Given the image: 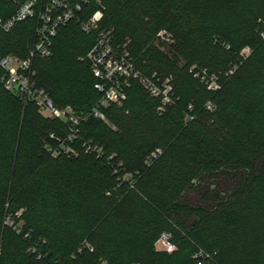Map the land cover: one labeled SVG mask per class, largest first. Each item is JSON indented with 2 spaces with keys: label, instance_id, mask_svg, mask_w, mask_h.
<instances>
[{
  "label": "trees",
  "instance_id": "1",
  "mask_svg": "<svg viewBox=\"0 0 264 264\" xmlns=\"http://www.w3.org/2000/svg\"><path fill=\"white\" fill-rule=\"evenodd\" d=\"M25 1L0 0V17L11 18ZM68 1L81 3L82 20L101 8L100 27L128 45L145 73L171 76L179 100L160 111L159 99L133 82L122 105L105 109L114 128L96 118V79L78 60L96 35L77 19L64 26L52 54L33 62L37 85L57 106L88 114L82 138H89L85 130L98 135L88 142L102 144L104 156L85 150L53 158L47 147L58 140L51 134L63 137L65 125L11 92L9 116L0 122V264H197L198 248L217 252L213 264H264V0ZM117 3L131 15L120 14ZM36 27L32 17L10 32L0 28V57L26 58ZM162 29L171 41L158 37ZM203 69L217 77L218 89L195 76ZM189 105L195 118L186 122ZM26 133L39 146L23 169ZM156 149L161 154L148 163ZM83 156L90 160L85 176L77 170ZM50 161L76 169L40 188L39 172ZM192 191L199 202L189 199ZM21 209L24 225L14 234L8 220L16 224ZM162 232L175 251L156 249Z\"/></svg>",
  "mask_w": 264,
  "mask_h": 264
},
{
  "label": "built area",
  "instance_id": "2",
  "mask_svg": "<svg viewBox=\"0 0 264 264\" xmlns=\"http://www.w3.org/2000/svg\"><path fill=\"white\" fill-rule=\"evenodd\" d=\"M80 10L81 3L72 5L68 0H26L19 5L11 18L3 20L0 17V28L5 32H10L20 21L32 17L37 19L36 41L29 50L28 56L26 58L17 55L0 57V69L3 72L1 82L18 98L37 107L41 114L57 119L65 125L67 131L63 137L51 134V137L58 140L57 147H47L53 158L73 155L77 144H82L87 152L94 153L98 157L104 156L103 148L82 138V126L87 121L88 114L79 113L71 105L57 106L50 94L44 88L39 87L36 81L37 72L33 66L34 60L46 58L52 54L55 37L71 20L77 19L83 32L96 35L94 45L82 58L89 63L96 79L94 88L100 93L98 102L91 110L93 116L106 121L105 109L111 105H122L128 97L133 82L139 83L152 97L159 99L160 111L176 105L179 100L171 76L160 75L156 72L145 73L137 65L128 45H117L112 30L100 27L103 17L101 8L86 20L77 16ZM158 37L171 41L172 34L162 29L158 32ZM194 69L196 66L192 67V70ZM195 76L200 77L210 90L220 87L217 77L205 69L195 70ZM213 107V103H207L208 109H213ZM192 110V105H189L184 117L186 122L195 118L191 113ZM161 152V149H156L148 159V163L156 159ZM113 157L115 154H112L109 159ZM117 165H122V162L114 164V173L118 172ZM157 243L162 244L161 250L167 252L177 249L168 232H162ZM89 247L93 250L91 246ZM216 254L215 251L209 252L198 248L193 257L197 264H213Z\"/></svg>",
  "mask_w": 264,
  "mask_h": 264
},
{
  "label": "rangeland",
  "instance_id": "3",
  "mask_svg": "<svg viewBox=\"0 0 264 264\" xmlns=\"http://www.w3.org/2000/svg\"><path fill=\"white\" fill-rule=\"evenodd\" d=\"M117 5H118V9L120 10V14L122 13V15H125V16L131 15V14H129L131 12L127 8V6L123 5L122 3H117ZM249 51H250L249 48H247V49H245L244 52L249 53ZM9 55H15V54H9ZM82 58L83 57L81 55V56L78 57V60L82 61ZM195 65L196 64H194V66ZM9 95H12V93L5 86L2 87V85L0 84V122L6 121L7 117L9 116V111L8 110L11 109L12 103H13V100L11 99V97ZM62 107H65V106H62ZM41 115L46 117L43 114H41ZM46 118H48V117H46ZM105 122H107V121H105ZM108 125L110 127L114 128V126H112L111 124L108 123ZM5 132H10L9 125L5 127ZM85 135L87 137H89V138L85 139L86 141H93V138H95V136H98V135H96L95 133H93L92 131H89V130H85ZM94 143L99 145V147L103 148L102 144L100 145V143L95 142V141H94ZM23 146L24 147H23L22 153H21V161H22V164H23L22 168L24 169V166L26 165V163L32 158L35 149L39 146V142H38L36 137H34L33 135H31L29 133H26L24 135V138H23ZM82 152H86L84 147H83V145L82 144L76 145L75 153L72 156L73 157H80ZM89 162H90L89 157H86V156L81 157V162L77 166V170H78V172L81 173L82 176H85V175L88 174L85 171H88V169L90 168V163ZM70 166L66 167V166L61 165L60 163H57V162H54V161H50L39 172V175H38V178H37V180H38L37 183H39V185H40L39 187L40 188H44L51 181L52 178H56L59 175H62L66 170H68V168ZM71 167H73V166H71ZM73 169H76V167L75 168L73 167ZM20 174L22 176H24L23 171H21ZM214 181H217L218 184H221L224 187L227 186V184L221 178L215 179ZM43 191H44V189H43ZM188 197H189L190 200H192L194 202H199L200 201V198H199L197 192L192 191L191 193L188 194ZM23 211H24L23 209L18 211L17 215H18L19 218L17 219L18 221H17L16 224H12V222L10 223V221L8 220V222H9L8 224L10 225V226L9 225L8 226L12 229V231H14V234H19L21 232V230H22L23 225H24V220H22L20 218V216L22 215ZM40 242H41V244L45 245L46 244V239L44 238ZM87 245H90V243H88L87 240L84 239L83 243H82V246L85 247ZM161 246H162V244L156 242L155 247H156L157 250H161Z\"/></svg>",
  "mask_w": 264,
  "mask_h": 264
}]
</instances>
